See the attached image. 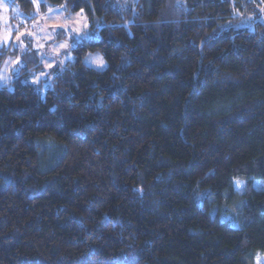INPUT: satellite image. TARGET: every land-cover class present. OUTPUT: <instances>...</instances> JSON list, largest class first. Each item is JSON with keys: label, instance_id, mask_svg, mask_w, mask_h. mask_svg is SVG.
Masks as SVG:
<instances>
[{"label": "trees", "instance_id": "1", "mask_svg": "<svg viewBox=\"0 0 264 264\" xmlns=\"http://www.w3.org/2000/svg\"><path fill=\"white\" fill-rule=\"evenodd\" d=\"M42 3L96 37L44 95L0 88V264H254L264 0Z\"/></svg>", "mask_w": 264, "mask_h": 264}, {"label": "rangeland", "instance_id": "2", "mask_svg": "<svg viewBox=\"0 0 264 264\" xmlns=\"http://www.w3.org/2000/svg\"><path fill=\"white\" fill-rule=\"evenodd\" d=\"M31 1L34 7L26 11L15 0H0V88L20 79L44 95L56 74L73 61L72 48L96 34L83 10L67 12L62 5L44 7V0ZM262 15L264 19V8ZM83 61L98 69L107 65L97 51L86 53ZM235 186L240 191L246 187L242 180ZM254 186L264 191V180H254ZM253 261L264 264V254L256 253Z\"/></svg>", "mask_w": 264, "mask_h": 264}]
</instances>
